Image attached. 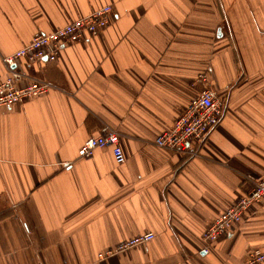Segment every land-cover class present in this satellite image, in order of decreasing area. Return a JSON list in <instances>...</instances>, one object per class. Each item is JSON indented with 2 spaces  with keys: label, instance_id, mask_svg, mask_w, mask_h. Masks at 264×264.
Instances as JSON below:
<instances>
[{
  "label": "crops",
  "instance_id": "crops-1",
  "mask_svg": "<svg viewBox=\"0 0 264 264\" xmlns=\"http://www.w3.org/2000/svg\"><path fill=\"white\" fill-rule=\"evenodd\" d=\"M104 5V30L19 67L49 93L0 108V264H247L264 202L208 250L204 233L264 177V0H0V82L3 56ZM207 87L225 104L208 138L157 146ZM109 131L125 163L79 156Z\"/></svg>",
  "mask_w": 264,
  "mask_h": 264
},
{
  "label": "built area",
  "instance_id": "built-area-1",
  "mask_svg": "<svg viewBox=\"0 0 264 264\" xmlns=\"http://www.w3.org/2000/svg\"><path fill=\"white\" fill-rule=\"evenodd\" d=\"M115 17L112 6L104 5L90 14L73 19L69 23L48 33L39 32L26 45L9 55L3 56L7 73L0 82V108L22 103L30 98L49 93L51 84L45 81L27 80V75L19 67L33 65L43 60L55 61L61 48L69 43L84 42L87 36L96 34L108 27ZM225 113V104L215 89L205 88L195 96L188 107L172 123L170 128L155 138L159 147L188 153L192 141H204L219 125ZM111 148L117 163L123 164L126 155L120 145L117 132L88 138L79 149L80 157H91L97 149ZM256 202H264V177L258 179L254 186L234 205L223 210L209 225L204 233L207 242L205 249L231 232ZM155 238L153 232H147L126 240L118 251L145 244ZM247 264H264V250L252 249L246 255Z\"/></svg>",
  "mask_w": 264,
  "mask_h": 264
},
{
  "label": "rangeland",
  "instance_id": "rangeland-1",
  "mask_svg": "<svg viewBox=\"0 0 264 264\" xmlns=\"http://www.w3.org/2000/svg\"><path fill=\"white\" fill-rule=\"evenodd\" d=\"M111 6V5H110Z\"/></svg>",
  "mask_w": 264,
  "mask_h": 264
}]
</instances>
